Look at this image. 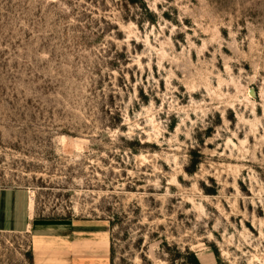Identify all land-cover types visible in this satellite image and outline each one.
<instances>
[{
  "label": "rangeland",
  "instance_id": "obj_1",
  "mask_svg": "<svg viewBox=\"0 0 264 264\" xmlns=\"http://www.w3.org/2000/svg\"><path fill=\"white\" fill-rule=\"evenodd\" d=\"M8 185L107 220L110 264H264V0H0Z\"/></svg>",
  "mask_w": 264,
  "mask_h": 264
},
{
  "label": "crops",
  "instance_id": "obj_2",
  "mask_svg": "<svg viewBox=\"0 0 264 264\" xmlns=\"http://www.w3.org/2000/svg\"><path fill=\"white\" fill-rule=\"evenodd\" d=\"M0 231L29 232L31 264H110L107 220L38 216L24 186H0Z\"/></svg>",
  "mask_w": 264,
  "mask_h": 264
},
{
  "label": "trees",
  "instance_id": "obj_3",
  "mask_svg": "<svg viewBox=\"0 0 264 264\" xmlns=\"http://www.w3.org/2000/svg\"><path fill=\"white\" fill-rule=\"evenodd\" d=\"M130 1H132V2H135V0H130ZM147 9V8H146ZM150 12V11H149Z\"/></svg>",
  "mask_w": 264,
  "mask_h": 264
}]
</instances>
